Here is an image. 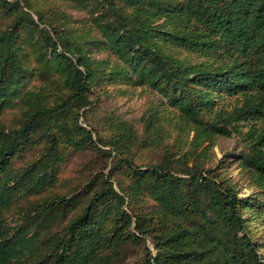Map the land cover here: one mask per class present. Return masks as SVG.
Wrapping results in <instances>:
<instances>
[{"label":"trees","instance_id":"1","mask_svg":"<svg viewBox=\"0 0 264 264\" xmlns=\"http://www.w3.org/2000/svg\"><path fill=\"white\" fill-rule=\"evenodd\" d=\"M46 1L0 0V264H264V0H53L80 31ZM117 83L160 99L140 131L97 118ZM216 138L238 150L206 168Z\"/></svg>","mask_w":264,"mask_h":264},{"label":"rangeland","instance_id":"2","mask_svg":"<svg viewBox=\"0 0 264 264\" xmlns=\"http://www.w3.org/2000/svg\"><path fill=\"white\" fill-rule=\"evenodd\" d=\"M47 8H55L61 10L63 16L67 17V22H64L62 19L61 23H67L69 28L78 29L79 31L83 28L81 21L83 19L82 15L75 13L65 4L47 0ZM51 18L54 19V14H51ZM87 27V26H85ZM185 53L183 56H186ZM193 59V60H192ZM192 61H197V56H191ZM261 84H264V78L261 80ZM105 90L109 92L108 95L102 96L101 102V111L97 114L98 119L109 116V112H115L116 115L123 120L129 121L132 124L136 125L138 131L141 130L139 119L145 115L150 109L157 106L160 99L155 92H152L146 88H132L129 84H115V85H106ZM230 102V101H229ZM159 115L162 116V130H164V136L166 138V143H177L182 147L191 140L193 135L191 127L182 123L176 113L172 110H168L166 106L161 107L159 110ZM92 119V118H90ZM93 122V121H92ZM95 124V123H94ZM185 149V148H184ZM238 147L235 144L234 139H221L216 138L213 142L212 148L209 152L200 159V164L204 167H217L219 161L222 160L224 154H231L233 156L237 153ZM230 156V157H231ZM157 154L150 152H143L139 156L141 161L155 160ZM230 158L226 163L228 169L226 175L228 178H231L232 181L237 184V189L241 196L246 197L252 194L254 190L253 184L250 182L248 175L238 166L233 164ZM83 167V161L81 158L76 159L75 161L70 160L66 165H63L60 169L59 176L64 179L72 181V183L81 182L84 177L81 174ZM260 220V219H259ZM260 225H257V228ZM258 240L264 242V227L257 232ZM264 252V249H262Z\"/></svg>","mask_w":264,"mask_h":264}]
</instances>
